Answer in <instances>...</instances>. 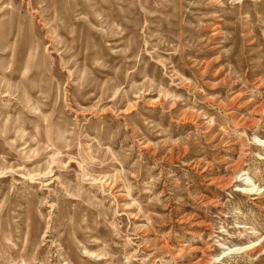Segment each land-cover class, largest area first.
Instances as JSON below:
<instances>
[{
	"label": "rangeland",
	"instance_id": "1",
	"mask_svg": "<svg viewBox=\"0 0 264 264\" xmlns=\"http://www.w3.org/2000/svg\"><path fill=\"white\" fill-rule=\"evenodd\" d=\"M0 264H264V0H0Z\"/></svg>",
	"mask_w": 264,
	"mask_h": 264
}]
</instances>
